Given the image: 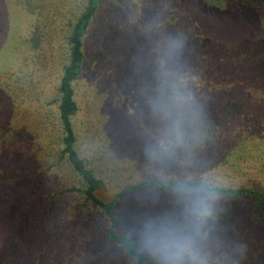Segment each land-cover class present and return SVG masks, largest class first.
Segmentation results:
<instances>
[{
  "label": "trees",
  "instance_id": "trees-1",
  "mask_svg": "<svg viewBox=\"0 0 264 264\" xmlns=\"http://www.w3.org/2000/svg\"><path fill=\"white\" fill-rule=\"evenodd\" d=\"M215 1L264 10V0ZM190 2L15 0L26 32L16 48L21 60L2 65L0 104L10 125L2 139L7 160L21 156L1 168L0 188L31 182L10 222L12 243L31 264H161L158 235H181L205 218L221 232L241 222L264 231V149L251 144L263 131L253 110L264 74L260 53L238 29H215L210 40ZM122 44L121 62L115 50ZM177 50L190 57L189 67L169 66L160 77L167 51ZM99 64L106 94L116 92L121 103L118 89L125 91L134 109L151 98L152 82L163 86L155 87L165 93L155 97L159 131L148 151L121 144L126 135L135 140L125 121L116 128L105 115H90V104L102 99L92 86ZM110 143L125 148L121 158ZM201 155L258 171L217 173L198 166ZM146 201L156 211L137 228L134 212ZM149 225L156 235L147 250L135 230Z\"/></svg>",
  "mask_w": 264,
  "mask_h": 264
},
{
  "label": "rangeland",
  "instance_id": "rangeland-1",
  "mask_svg": "<svg viewBox=\"0 0 264 264\" xmlns=\"http://www.w3.org/2000/svg\"><path fill=\"white\" fill-rule=\"evenodd\" d=\"M190 3L195 19L202 20L206 23L204 24L205 35L210 40H215L213 33L215 29L225 33H231L234 32V29H238L240 39L246 40L254 46L255 55L257 52L260 53V55H256V59L259 61L261 70L264 72V34L261 32V28H264L263 9H252L244 6L238 9L234 7L229 8L215 0H191ZM21 13L16 8L15 0H0V71H2V65L4 63H9L13 59L21 60V53L16 49L18 42L21 44L20 41L26 32ZM196 24L200 26L199 23ZM234 26H237V28H232ZM228 36H231V34ZM120 47L121 49H117L112 46L109 51L117 49L115 50L116 57L122 62L126 56L121 51L123 44ZM134 53H138L139 56L142 54L141 52L139 53V50L134 51ZM166 54L168 58L166 57V62L163 67L166 71L160 77H163L162 75L166 74L169 68L173 72L184 70L191 63L190 57L187 53L183 54L182 51L177 50V53L167 51ZM147 55H149L148 52ZM94 66L95 64L92 65V67ZM101 67L102 65L99 64V68L96 70L97 76L94 77L92 86L95 84L97 89L99 87L98 91L102 99L98 101V105L96 106H91L90 104V107H92V109H89L90 115L99 118L105 115L109 118V124L116 128L122 127L121 124L125 121L126 125L129 126L131 136L135 140L131 141L130 139L129 141L126 135L124 141L123 138L121 139V144L127 147L128 150L133 149L137 151V149H140L142 151H148L150 147L154 146L159 131V125H155L157 117L155 97L162 92L165 93L163 90L162 92L155 91V87L158 84L157 90H159L163 86H159V83L156 81L154 83L152 82L154 87L152 88L151 98L146 97V104L142 107L138 105V108L134 109L128 103V96L125 91L118 89L121 103L120 100L116 101L118 96L116 92L111 91L106 94L109 89L107 82H103L102 76H104V71ZM235 76L236 74L233 75V77ZM166 79H168V76ZM262 79L263 81L260 83L258 92L255 95V97L257 96L255 98L257 103L253 105V107L255 106L253 110L262 117L258 121L261 123L263 131L258 134V140L251 141V144L261 145V148L264 149V74ZM146 87L149 88L148 81H146ZM106 95L109 96L105 98ZM5 107V105L0 104V170L16 159L17 155L21 156L18 151V153L12 155L11 160H7V156L11 150L5 148L2 144V139L10 134V125ZM145 112L149 113L150 118L149 121L143 123L141 116ZM100 120L102 121V119ZM98 129L100 135L104 134L101 126ZM109 145L111 146L110 150L118 154L121 158L120 155L122 154V150L125 151V148L121 147V149H116L114 143H110ZM132 156H128L129 159ZM217 158L219 161H216L214 157L210 160L208 156H202L200 157L198 166L210 170L213 169L221 174L227 171L231 173L246 172L248 174L258 171V167H255L256 165L249 163L242 164V162L240 164L233 158L228 159V161H224L225 158L221 156H217ZM30 187L31 182L22 179L10 186L0 188V264H31L28 253L24 250H20L21 252L18 250V252L17 248L19 245L15 241L12 243L13 238L10 228V222L19 212L20 205L25 199ZM155 211L156 206L153 202L148 203L146 201L142 204L140 210L134 212L137 216L134 218L137 228L142 223H149V219L154 215ZM149 227L151 229L135 230V235L142 249H150L151 240L156 235V231L152 229V226L149 225ZM167 234L173 237L187 238L191 242L195 254V259L185 255L179 259L168 261V264H264V248H262L264 231L254 225L246 224V222H241L236 231L221 232L212 221L205 218L194 221L188 230L181 235ZM255 244H257V247H255ZM161 264H165V261H162Z\"/></svg>",
  "mask_w": 264,
  "mask_h": 264
},
{
  "label": "clouds",
  "instance_id": "clouds-1",
  "mask_svg": "<svg viewBox=\"0 0 264 264\" xmlns=\"http://www.w3.org/2000/svg\"><path fill=\"white\" fill-rule=\"evenodd\" d=\"M157 239L165 264H168L170 260L179 259L185 255L195 259L191 242L187 238L173 237L165 233L159 234Z\"/></svg>",
  "mask_w": 264,
  "mask_h": 264
}]
</instances>
